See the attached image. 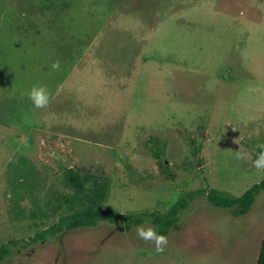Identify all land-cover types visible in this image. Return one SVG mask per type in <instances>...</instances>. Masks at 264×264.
Masks as SVG:
<instances>
[{"label":"rangeland","instance_id":"1","mask_svg":"<svg viewBox=\"0 0 264 264\" xmlns=\"http://www.w3.org/2000/svg\"><path fill=\"white\" fill-rule=\"evenodd\" d=\"M261 145L264 0H0V245L89 198L125 216L238 197ZM263 236L264 193L240 217L196 198L160 251L120 221L4 264H255Z\"/></svg>","mask_w":264,"mask_h":264},{"label":"trees","instance_id":"2","mask_svg":"<svg viewBox=\"0 0 264 264\" xmlns=\"http://www.w3.org/2000/svg\"><path fill=\"white\" fill-rule=\"evenodd\" d=\"M72 179L74 184L81 188L76 174H72ZM259 193H264V177L238 197L210 188L199 189L188 192L182 199L172 205L165 214L153 211L125 216L115 214L109 208H99L95 205V200L89 198L83 215H62L46 228L35 231L26 238L12 239L0 245V264H4L21 248H35L51 241L59 243L62 239L74 233L97 229L101 226L116 225L120 221L128 229L146 226L166 238L177 227L182 213L188 209L190 203L196 198H204L210 206L224 211L228 210L231 216L240 217L250 211ZM255 264H264V236Z\"/></svg>","mask_w":264,"mask_h":264},{"label":"clouds","instance_id":"3","mask_svg":"<svg viewBox=\"0 0 264 264\" xmlns=\"http://www.w3.org/2000/svg\"><path fill=\"white\" fill-rule=\"evenodd\" d=\"M58 66L59 65L57 62L52 65V68L55 69ZM29 98L33 101L37 108H40L47 105L49 101V94L44 87H33L29 92ZM260 147L262 150L258 154L257 159L254 161V166L257 169H264V145H261ZM136 231L139 238L145 241H155L157 251L161 250L160 245L166 243V238L163 235L157 234V232L152 228H148L147 230L143 228H137Z\"/></svg>","mask_w":264,"mask_h":264}]
</instances>
